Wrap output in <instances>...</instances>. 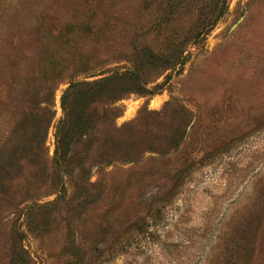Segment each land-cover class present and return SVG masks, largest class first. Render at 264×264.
<instances>
[{"label":"rangeland","instance_id":"rangeland-1","mask_svg":"<svg viewBox=\"0 0 264 264\" xmlns=\"http://www.w3.org/2000/svg\"><path fill=\"white\" fill-rule=\"evenodd\" d=\"M144 54L149 92L98 105L42 197L63 91ZM28 79L54 84L40 149ZM0 147V264H264V0H0Z\"/></svg>","mask_w":264,"mask_h":264},{"label":"trees","instance_id":"trees-1","mask_svg":"<svg viewBox=\"0 0 264 264\" xmlns=\"http://www.w3.org/2000/svg\"><path fill=\"white\" fill-rule=\"evenodd\" d=\"M198 34L200 33L197 32V36ZM177 58L176 52L171 51L170 57H167L165 61L174 62ZM139 61V68L133 71L117 73L89 82H73L63 91L60 99L63 118L57 127L53 155V161L58 164V167L59 164H67L71 161L73 147L77 146L87 136L98 120L118 116L120 107L116 103L124 96L130 93L143 94L149 92L146 82L141 79L139 72L144 68L156 70L158 67L145 54L141 55ZM23 88L27 93L28 101L20 110V113H14L13 116L24 113L27 119H33L34 127L41 132L37 137L40 149V147H44V136L53 118L52 99L54 84L49 79H28L25 81ZM98 105H101L102 116L100 119L95 118V112H98L96 110ZM16 152L9 154V156H15ZM43 156L48 159V153L43 154ZM8 173L5 169L0 171L3 178ZM61 174L59 167V171H57V183L55 185L53 183V189L42 197L56 194L58 186H60ZM6 186L7 182L0 181V188H5ZM31 204H33L32 206H36V203ZM40 207L42 206L38 205L35 208ZM16 260L14 264H20L21 257L16 258Z\"/></svg>","mask_w":264,"mask_h":264}]
</instances>
